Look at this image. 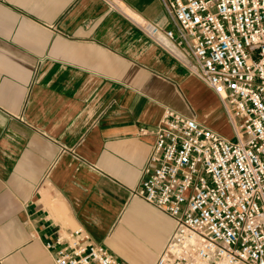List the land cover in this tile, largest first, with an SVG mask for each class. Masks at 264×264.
<instances>
[{"label": "crops", "instance_id": "1", "mask_svg": "<svg viewBox=\"0 0 264 264\" xmlns=\"http://www.w3.org/2000/svg\"><path fill=\"white\" fill-rule=\"evenodd\" d=\"M165 13L161 0H0V264H55L45 243L78 226L123 264H154L175 222L133 195L152 130L167 109L225 136L228 119L143 30Z\"/></svg>", "mask_w": 264, "mask_h": 264}, {"label": "built area", "instance_id": "2", "mask_svg": "<svg viewBox=\"0 0 264 264\" xmlns=\"http://www.w3.org/2000/svg\"><path fill=\"white\" fill-rule=\"evenodd\" d=\"M161 1L143 30L219 96L232 136L173 109L152 130L133 195L175 222L154 264H264V0ZM45 247L55 264H123L83 226Z\"/></svg>", "mask_w": 264, "mask_h": 264}, {"label": "rangeland", "instance_id": "3", "mask_svg": "<svg viewBox=\"0 0 264 264\" xmlns=\"http://www.w3.org/2000/svg\"><path fill=\"white\" fill-rule=\"evenodd\" d=\"M227 120L228 119H226L225 117H221L220 120H218V121H220V127L216 128V129L221 130L227 136H231L232 130H231V127H230L229 122ZM133 223H135V222H133V221L130 222V229H131V226L133 225ZM129 239L130 238H127V237L123 238L122 242L118 246H119L120 251L123 254H125L129 258H133L134 257L133 253L135 254V252L132 251V249L130 247Z\"/></svg>", "mask_w": 264, "mask_h": 264}]
</instances>
